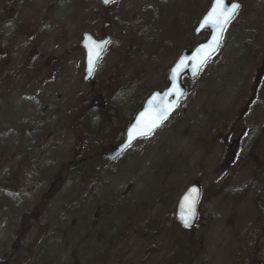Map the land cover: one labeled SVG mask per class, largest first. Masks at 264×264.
<instances>
[{
  "label": "rangeland",
  "instance_id": "374dc122",
  "mask_svg": "<svg viewBox=\"0 0 264 264\" xmlns=\"http://www.w3.org/2000/svg\"><path fill=\"white\" fill-rule=\"evenodd\" d=\"M211 1L0 0L22 35L0 69V264H264V0H227L241 8L220 50L182 78L154 135L114 163L75 159L110 105L117 130L91 152L123 140L138 102L206 41L194 29ZM105 22L111 42L84 83L80 38ZM193 184L198 220L184 229L176 207Z\"/></svg>",
  "mask_w": 264,
  "mask_h": 264
},
{
  "label": "water",
  "instance_id": "95a60500",
  "mask_svg": "<svg viewBox=\"0 0 264 264\" xmlns=\"http://www.w3.org/2000/svg\"><path fill=\"white\" fill-rule=\"evenodd\" d=\"M116 0H110L109 3L105 4L103 0H101V4L104 7H108L110 4L115 2ZM214 4V0L211 2L206 13L199 20L196 28L194 29V34L198 35L203 31L208 32V38L205 42L197 45L192 52H183L181 56L177 59L175 64L169 71L168 75V87L162 92H154L151 93L143 102L141 107L133 116L132 120L128 124L124 134L123 140L120 144L114 147L113 150L103 154V158L108 160L109 162H114L118 159L125 151H127L136 141L143 138L150 137L161 125L164 121H166L170 116L174 113L177 108V105L181 98L183 97L185 90L181 85V78L184 75H187L189 79L195 78L205 65V63L215 55L221 45L222 35L228 26V24L234 19L236 14L240 9V3L230 2L228 3L226 0H222V8L224 15H228V10L231 8L233 4L239 5L238 9L232 15V17L228 20L227 23L223 24L222 27L220 25H213L211 23L205 24V17L208 15ZM110 27V24L106 23L103 25V29L106 30ZM214 37L219 38V43L217 44L214 40ZM110 42V38L105 36L100 40H96L92 38L89 34H83L82 40L80 42V47L84 50L85 58H84V82H88L95 70L96 64L108 43ZM212 45L215 48V51H211V49L205 48L206 45ZM91 51L92 59L94 61L92 65V70L89 72V54ZM98 53V57H97ZM210 53V54H209ZM206 57V59H205ZM184 61L181 64V61ZM203 61V62H201ZM175 73V74H174ZM155 97V100L153 99ZM158 105V108L156 107ZM155 122L156 126L148 130L149 125ZM133 129H139L133 135V138L129 140V133L132 132ZM141 131L144 134H141ZM195 190V191H193ZM191 195L195 199V204L192 209V215L189 219V223L186 226L182 217L187 215V203L185 201V197ZM200 189L197 184H193L189 187L184 194L181 196L177 203L176 207V220L181 224L183 228L189 229L192 228L198 218V201H199ZM258 264V263H257Z\"/></svg>",
  "mask_w": 264,
  "mask_h": 264
},
{
  "label": "trees",
  "instance_id": "16d2710c",
  "mask_svg": "<svg viewBox=\"0 0 264 264\" xmlns=\"http://www.w3.org/2000/svg\"><path fill=\"white\" fill-rule=\"evenodd\" d=\"M2 10H3V8H2ZM5 11H7L6 13L8 14V16L7 17H3V18H5L4 20H3V23H6L7 21H8V17H9V11L10 10H5ZM6 15V14H5ZM1 19V18H0ZM2 22V21H1ZM3 26L4 25H1V27H0V29L2 30V32H4L3 31ZM8 58H9V55H7V56H5L4 58H2L1 60H0V69L1 70H3V68H4V66L6 65V63L8 62ZM1 70H0V72H1ZM145 97H147V95L146 96H144L143 98H142V100L140 101V103L138 102V105H136L134 108H133V110L131 111V114H130V117H131V115H132V113H133V111L142 103V101L145 99ZM109 110V112H108V114H107V116H104V121H102L99 125H96V123H94V125H93V127H92V129H89V131H88V133L87 134H85L82 138L84 139V141H85V146H84V148L81 150V152H79L77 155L78 156H76V161H77V163H80V165H84V169L85 168H87L88 167V165L89 164H91L92 163V161H94V160H98L99 162H101V163H103V162H107V161H105L103 158H102V156L100 155V154H94V153H92L91 151H93V148H92V146L94 145V138L96 137V135H97V132L99 133V134H101V135H106V134H108L109 133V131L111 130V129H113V130H117L116 129V120H114L115 118H116V116H115V114L114 113H112L113 112V107L110 105V109H108ZM114 117V118H113ZM97 126V128H96V126ZM96 128V130H94V129ZM120 139V138H119ZM101 157V158H100ZM102 159V160H101ZM107 164H109L108 162H107ZM68 172H72V171H68ZM75 174H78V175H80V172H77V173H75ZM260 201H262V200H259V204H260ZM264 202V201H263ZM261 205V204H260Z\"/></svg>",
  "mask_w": 264,
  "mask_h": 264
},
{
  "label": "snow or ice",
  "instance_id": "6c2138e0",
  "mask_svg": "<svg viewBox=\"0 0 264 264\" xmlns=\"http://www.w3.org/2000/svg\"><path fill=\"white\" fill-rule=\"evenodd\" d=\"M103 2L105 4H107L110 2V0H103ZM238 7H239V5L233 4L231 6V8L228 10V15L225 16L224 12H223V8H222V0H214V4H213L211 10L209 11L208 15L205 17L204 23L205 24L211 23L213 25H220L222 27L223 24L228 22V20L232 17V15L235 13V11L238 9ZM214 40L217 44L219 43L218 37H214ZM205 48L211 49V51H215V48L211 44L206 45ZM97 57H98V53H97ZM205 59H206V57H205ZM201 62H203V61H201ZM93 63H94V61L92 59V55H91V51H90V54H89V72H91V70H92ZM180 63L183 64L184 61L182 60ZM153 99L155 100V97ZM156 107L158 108V105ZM155 126H156L155 122H152L149 125L148 130L151 131V129ZM138 130L139 129H133L132 132L129 133V140H131L133 138L134 133ZM141 134H144V133L141 131ZM193 191H195V190H193ZM185 201L187 203V215L185 217H182V219L184 221V224L187 226L189 223V219L192 215V209H193L194 204H195V199L191 195H189V196L185 197Z\"/></svg>",
  "mask_w": 264,
  "mask_h": 264
},
{
  "label": "flooded vegetation",
  "instance_id": "af4514ba",
  "mask_svg": "<svg viewBox=\"0 0 264 264\" xmlns=\"http://www.w3.org/2000/svg\"><path fill=\"white\" fill-rule=\"evenodd\" d=\"M17 1H15V4H14V6L15 5H17V3H16ZM99 2L101 3V0H99ZM20 6V5H19ZM18 6V7H19ZM13 10V9H12ZM10 11L9 12V17L7 18L8 19V21L6 22V23H3V20L5 19V18H3V17H0L1 19H0V27H1V25H4L3 26V31L4 32H2V30L0 29V60L2 59V58H4L5 56H7V55H9V53L12 51L11 50V47L10 46H12L13 44H14V42L16 41V39L18 38V37H20V36H22L21 35V31H20V29L19 28H16V31H14V30H11L10 29V27L12 26V24H11V20H12V12L13 11ZM17 10V9H16ZM1 11L3 12L4 11V8H3V10L1 9ZM1 13V12H0ZM2 21V22H1ZM1 45H2V47H1ZM81 49V48H80ZM82 50V49H81ZM83 51V50H82ZM83 54H84V52H83ZM34 56L35 55H33V56H29L28 57V60H31V59H33L34 58ZM44 72H43V70H42V72H41V74H43ZM23 75V74H22ZM254 172L255 173H257L259 170H260V167H258V168H254ZM253 173V172H252ZM255 173H253V174H255ZM260 173V172H259ZM254 176V175H253ZM255 186V185H254ZM258 188H259V190H252L251 191V193L254 195L255 194V192L257 191V193L254 195V197H256L257 196V198H256V200H260L259 198H260V183H258ZM255 188V187H254ZM257 201V203L259 204V202Z\"/></svg>",
  "mask_w": 264,
  "mask_h": 264
}]
</instances>
